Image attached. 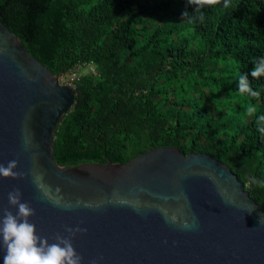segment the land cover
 <instances>
[{"label": "trees", "instance_id": "1", "mask_svg": "<svg viewBox=\"0 0 264 264\" xmlns=\"http://www.w3.org/2000/svg\"><path fill=\"white\" fill-rule=\"evenodd\" d=\"M0 19L51 73L94 67L54 129L58 164L206 152L264 203V76L250 75L264 58V0H0ZM245 73L255 97L239 94Z\"/></svg>", "mask_w": 264, "mask_h": 264}, {"label": "water", "instance_id": "2", "mask_svg": "<svg viewBox=\"0 0 264 264\" xmlns=\"http://www.w3.org/2000/svg\"><path fill=\"white\" fill-rule=\"evenodd\" d=\"M77 93L0 19V163L18 160L14 171L24 173L0 177V210L17 212L8 193L19 188L49 243L65 227L86 228L73 239L82 264H264V203L206 152L160 146L125 163L58 164L53 132ZM193 219L195 228L182 226Z\"/></svg>", "mask_w": 264, "mask_h": 264}, {"label": "clouds", "instance_id": "3", "mask_svg": "<svg viewBox=\"0 0 264 264\" xmlns=\"http://www.w3.org/2000/svg\"><path fill=\"white\" fill-rule=\"evenodd\" d=\"M194 2L197 5H210L214 4L216 0H194ZM187 14L185 12L183 15ZM250 75L254 79L264 76V58L254 61ZM248 77L247 73L239 75L237 85L239 94L255 97L258 93L253 90ZM245 111L248 115H255L257 108L255 105L249 104ZM257 123L264 124V115L258 117ZM258 130L264 134V127H259ZM24 144L27 148V141ZM17 167L18 160H10L6 165L0 163V177L22 178L24 173L14 171ZM41 179V176L33 173V183L38 190H43ZM42 195L46 198L47 192H42ZM221 195L223 196V192ZM21 196L19 188H14L8 193L9 205L17 208L15 214L8 208L0 210V248L5 250L3 264H82V257L76 252L73 239L77 233H84L87 229L65 227L64 231L67 235L58 232L54 236L53 242L49 243L47 238L37 235L36 226L29 219L35 215V210L28 202H23ZM226 201L230 204L235 202L231 199H226ZM54 203L59 202L55 201ZM66 207L71 208V205ZM245 207L249 213L253 211L251 205ZM260 222L264 223V214H261ZM182 226L186 229H193L196 227V223L193 219L192 223L185 222ZM91 264H96V261L93 260Z\"/></svg>", "mask_w": 264, "mask_h": 264}, {"label": "rangeland", "instance_id": "4", "mask_svg": "<svg viewBox=\"0 0 264 264\" xmlns=\"http://www.w3.org/2000/svg\"><path fill=\"white\" fill-rule=\"evenodd\" d=\"M87 70H90V71H94V67L93 66H88L87 68L84 69V67L80 66H76L74 68H72L71 71L67 70L63 75H61L59 77L58 75V80H59V83L61 84H65V85H68L67 83L70 82V77H71V74L74 72L75 75L74 76H79L80 74L82 75L83 72L87 71ZM69 71V72H68ZM219 76H222L221 74H219ZM70 84V83H69ZM72 88H76L75 85H72ZM216 95V93L214 94V96ZM217 106L220 107V106H223L222 102L221 101H217Z\"/></svg>", "mask_w": 264, "mask_h": 264}, {"label": "built area", "instance_id": "5", "mask_svg": "<svg viewBox=\"0 0 264 264\" xmlns=\"http://www.w3.org/2000/svg\"><path fill=\"white\" fill-rule=\"evenodd\" d=\"M81 65H83V63L81 64ZM88 66H91V65H88ZM76 67V66H75ZM78 67H80V66H78ZM74 68V67H73ZM72 69H70L69 71H71ZM68 71V72H69ZM61 75H63V74H60L59 75V77L61 76ZM75 75V73L73 72L72 74H71V79H70V84L69 83H67L68 85H70V86H72V85H75L76 86V81L79 79V76H74Z\"/></svg>", "mask_w": 264, "mask_h": 264}]
</instances>
